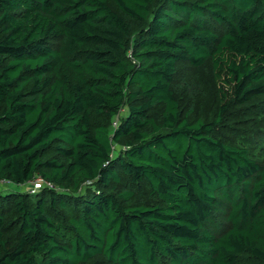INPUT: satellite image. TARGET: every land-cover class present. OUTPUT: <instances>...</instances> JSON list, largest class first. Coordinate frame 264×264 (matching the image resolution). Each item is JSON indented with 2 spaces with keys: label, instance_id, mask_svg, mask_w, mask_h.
<instances>
[{
  "label": "trees",
  "instance_id": "trees-1",
  "mask_svg": "<svg viewBox=\"0 0 264 264\" xmlns=\"http://www.w3.org/2000/svg\"><path fill=\"white\" fill-rule=\"evenodd\" d=\"M258 96L264 0H0V264H264V158L220 134Z\"/></svg>",
  "mask_w": 264,
  "mask_h": 264
},
{
  "label": "rangeland",
  "instance_id": "rangeland-1",
  "mask_svg": "<svg viewBox=\"0 0 264 264\" xmlns=\"http://www.w3.org/2000/svg\"><path fill=\"white\" fill-rule=\"evenodd\" d=\"M177 79L178 97L180 106L187 110L186 106L190 105L195 111V115L203 118H209L215 113V84L213 82L210 68L208 65H203L199 68H193L189 65H182L179 69ZM187 81H197V88L192 89L186 85ZM186 85V86H185ZM127 108L120 110L118 116L125 115ZM159 114V109L150 113L156 117ZM115 125V121L111 125ZM220 134L224 135L227 143L237 144L249 148L250 152L256 158H264V96L253 98L250 102L244 105H235L228 111L224 123L220 127ZM121 144L114 145V150H120ZM38 179L31 182L35 187ZM0 187H10L6 183L0 184ZM122 187H126L125 182L117 185L116 191H121ZM133 202L137 204L148 205L154 202V197L148 189L141 188L135 191ZM154 204V203H153ZM245 264H257L252 260H245Z\"/></svg>",
  "mask_w": 264,
  "mask_h": 264
},
{
  "label": "built area",
  "instance_id": "built-area-1",
  "mask_svg": "<svg viewBox=\"0 0 264 264\" xmlns=\"http://www.w3.org/2000/svg\"><path fill=\"white\" fill-rule=\"evenodd\" d=\"M51 186V185H50ZM41 184H40V179H38V183L35 184V188H40Z\"/></svg>",
  "mask_w": 264,
  "mask_h": 264
}]
</instances>
